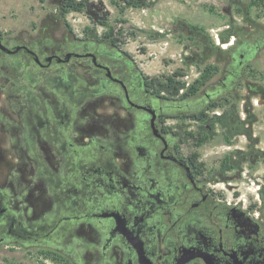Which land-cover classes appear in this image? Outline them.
I'll list each match as a JSON object with an SVG mask.
<instances>
[{"label": "flooded vegetation", "instance_id": "af4514ba", "mask_svg": "<svg viewBox=\"0 0 264 264\" xmlns=\"http://www.w3.org/2000/svg\"><path fill=\"white\" fill-rule=\"evenodd\" d=\"M124 56L105 40L0 34L1 252L42 264H264V212L218 193L185 149L188 116L252 140L235 106L207 122L244 55L200 106L201 94L169 102ZM256 145L253 163L264 160Z\"/></svg>", "mask_w": 264, "mask_h": 264}, {"label": "rangeland", "instance_id": "374dc122", "mask_svg": "<svg viewBox=\"0 0 264 264\" xmlns=\"http://www.w3.org/2000/svg\"><path fill=\"white\" fill-rule=\"evenodd\" d=\"M64 1L0 0V34L35 41L45 32L57 39L105 40L123 52L127 64L133 63L154 88L167 84L169 77L184 84L179 95L159 90L169 102L190 101L193 95L183 97L190 89L201 94L199 106L211 86L220 88L225 70L236 68L234 50L241 48L239 79L229 83L218 103L206 108L210 111L207 122L235 106L242 120L252 122V140L246 135L227 136L217 119L215 131L208 133L203 122L191 123L188 116L183 120L190 134L185 149L196 156L203 176L218 193L262 211L264 160L251 162L250 152L255 143L264 149V96L256 93L264 89V0H158L150 8L124 12L109 0H84L81 12L65 16ZM108 34L112 37L106 38ZM114 39L118 45L112 43ZM237 149L248 157L242 167L234 162ZM44 260L36 253L0 249V264H42Z\"/></svg>", "mask_w": 264, "mask_h": 264}, {"label": "trees", "instance_id": "16d2710c", "mask_svg": "<svg viewBox=\"0 0 264 264\" xmlns=\"http://www.w3.org/2000/svg\"><path fill=\"white\" fill-rule=\"evenodd\" d=\"M112 5L120 8L121 12H124L126 9H147L156 4L158 0H109ZM85 7L84 0L78 2V0H65L61 5L62 14L65 16L67 13L81 12ZM112 36L108 34L106 38H111ZM225 41V40H224ZM118 40L114 39L112 43L118 45ZM233 51V50H232ZM241 53V48L237 47L234 50V56H239ZM163 92L169 93L171 95H179L180 91L185 88L184 84L178 82L174 79V77L168 78V83L160 86ZM157 88V87H155ZM158 88V90H160ZM191 95H195V91H191L190 89L184 93L183 97H189ZM264 197V196H263ZM262 211L264 212V206Z\"/></svg>", "mask_w": 264, "mask_h": 264}]
</instances>
